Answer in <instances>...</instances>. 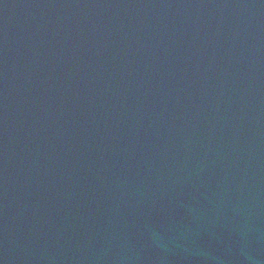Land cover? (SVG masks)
I'll return each mask as SVG.
<instances>
[{
  "label": "water",
  "instance_id": "obj_1",
  "mask_svg": "<svg viewBox=\"0 0 264 264\" xmlns=\"http://www.w3.org/2000/svg\"><path fill=\"white\" fill-rule=\"evenodd\" d=\"M0 264H264V0H0Z\"/></svg>",
  "mask_w": 264,
  "mask_h": 264
}]
</instances>
